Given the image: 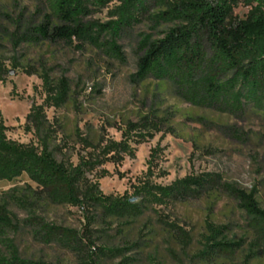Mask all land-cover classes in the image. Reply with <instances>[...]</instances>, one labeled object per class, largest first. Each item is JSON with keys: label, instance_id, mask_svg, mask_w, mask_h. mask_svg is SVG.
<instances>
[{"label": "rangeland", "instance_id": "374dc122", "mask_svg": "<svg viewBox=\"0 0 264 264\" xmlns=\"http://www.w3.org/2000/svg\"><path fill=\"white\" fill-rule=\"evenodd\" d=\"M119 4L120 0H105L95 5L86 19H115L113 12ZM247 10L239 6L234 14L242 18ZM48 13L42 0H0V59L9 71L0 79V118L8 126L9 138L38 143L33 130L27 128L26 117L33 104L44 102L46 93L38 74H28L25 68L32 65L41 71L43 62L53 79L65 76L71 87L64 105L45 109L51 147L59 160L74 164L81 157L102 160L88 176L98 181L104 194H132L134 187L146 179L167 186L187 175L213 172L219 173L222 181L247 191L256 188L257 199L264 208L262 111L250 109L232 115L196 107L178 97L167 81L132 82L131 76L137 71L138 41L143 34L158 37L167 29L165 25L155 29L147 20L127 30L119 40L125 53L123 62L77 41L14 44L13 33L39 25ZM15 57L20 67L12 66ZM148 115L155 119V126L140 128L139 123ZM129 123L136 124V129H130ZM126 131L128 137L124 135ZM124 139L130 152L120 153L123 158L119 162L105 160L114 153L106 147ZM27 184L35 188L26 174L12 181L0 180V198L9 199V209L19 221L18 228L9 231L7 238L24 258L89 264L87 251L77 253L59 243L45 242L28 220L35 211L47 222L83 234L87 226L83 210L43 201L26 207L10 198L28 191ZM207 220L227 226V238L242 242L233 257L198 256L205 242ZM249 221L238 204L222 194L168 205L153 204L136 218L99 216L89 227L96 246L122 249L121 254L103 259L102 264H264V246H254L255 233ZM170 223L188 232L189 239H182ZM6 249L0 238V252L6 253ZM249 251L256 255L247 259ZM125 258L129 260L124 262Z\"/></svg>", "mask_w": 264, "mask_h": 264}, {"label": "trees", "instance_id": "16d2710c", "mask_svg": "<svg viewBox=\"0 0 264 264\" xmlns=\"http://www.w3.org/2000/svg\"><path fill=\"white\" fill-rule=\"evenodd\" d=\"M42 1L49 13L39 25L13 33L14 44L77 41L123 62L125 53L119 40L127 30L147 20L155 29L161 25L167 29L158 37L143 34L138 41L137 71L131 76L132 82L167 81L178 97L196 107L232 115L244 114L250 109L264 113V0H120L113 12L116 18L107 22L86 19L95 5L105 0ZM239 6L248 8L242 18L234 14ZM12 66H21L16 57ZM41 66V71L32 65L25 68L28 74H38L46 93L44 102L33 104L26 117L27 128L33 130L38 143L9 138L8 126L0 118V180L12 181L26 174L35 183V188L27 184L28 191L10 196L26 207H35L43 201L83 210L88 226L83 234L47 222L33 211L28 220L45 242L59 243L77 253L87 251L85 257L89 264H102L103 259L121 254L122 249L95 245L89 226L96 223L99 216L136 218L153 204L168 205L226 194L249 216V226L255 233L254 246H264V208L257 199L256 188L247 191L222 181L219 173L204 172L187 175L167 186L155 185L146 179L134 187L132 194L115 196L104 194L98 181L88 176L102 160L81 157L76 164L59 160L51 147L45 109L64 105L71 87L67 77L55 80L46 64L42 62ZM7 72L0 59V79ZM154 121L148 115L139 123L140 128L153 127ZM136 126L129 123L130 129ZM124 135L128 137V131ZM106 148L109 153L114 152L105 158L112 162L123 158L120 153L130 152L125 139ZM18 226L19 221L9 209V199L0 198V238L7 247L6 253L0 252V264H58L22 257L18 247L7 238V233ZM170 226L182 239H189L188 232L181 227L174 223ZM206 230L203 249L197 253L201 258H231L242 244L240 240L227 238L225 225L207 220ZM255 255V251H249L247 259ZM128 260L125 258L124 262Z\"/></svg>", "mask_w": 264, "mask_h": 264}, {"label": "water", "instance_id": "95a60500", "mask_svg": "<svg viewBox=\"0 0 264 264\" xmlns=\"http://www.w3.org/2000/svg\"><path fill=\"white\" fill-rule=\"evenodd\" d=\"M13 72V71H12Z\"/></svg>", "mask_w": 264, "mask_h": 264}]
</instances>
